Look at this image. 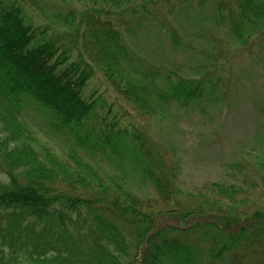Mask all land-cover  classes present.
<instances>
[{"label": "trees", "instance_id": "obj_1", "mask_svg": "<svg viewBox=\"0 0 264 264\" xmlns=\"http://www.w3.org/2000/svg\"><path fill=\"white\" fill-rule=\"evenodd\" d=\"M46 1L71 8L55 27L36 23L19 0H0V264H264V204L223 205L222 197L231 200L243 187L217 181L201 212L162 219L124 167L165 200L178 189V167L140 129L96 121L98 99L83 96L98 68L145 116L201 104L215 90L204 76L163 74L135 60V26L172 6L209 5L213 22L246 44L264 36V0ZM26 103L120 170H102L77 151L69 161L35 144L20 120ZM259 165L264 173L263 158Z\"/></svg>", "mask_w": 264, "mask_h": 264}, {"label": "rangeland", "instance_id": "obj_2", "mask_svg": "<svg viewBox=\"0 0 264 264\" xmlns=\"http://www.w3.org/2000/svg\"><path fill=\"white\" fill-rule=\"evenodd\" d=\"M19 1L36 23L52 27L71 9L65 4L49 5L46 0ZM172 7L158 20L144 19L135 26L137 34L130 40L135 60L142 68L153 66L163 74L174 70L183 76H204L208 87L215 88L213 94L199 105H174L145 116L125 100L101 69L94 68L83 96L98 99L96 121L106 118L130 131L140 129L166 155L167 164L178 167V189L168 200L124 167L133 189L151 200L153 207L148 209L164 214L162 219L172 216V211L180 216L191 208L199 210V203L211 197L204 193L217 181L243 187L231 200L222 197L223 205L244 210L264 204V173L259 168L264 160V36L241 44L227 36L225 27L213 22L211 6ZM74 8L80 10L79 5ZM50 117L32 103L22 106L20 120L35 144H46L69 161L77 151L102 170H120L108 155L55 131Z\"/></svg>", "mask_w": 264, "mask_h": 264}]
</instances>
